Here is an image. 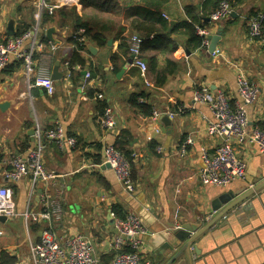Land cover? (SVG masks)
Here are the masks:
<instances>
[{"label": "crops", "instance_id": "1", "mask_svg": "<svg viewBox=\"0 0 264 264\" xmlns=\"http://www.w3.org/2000/svg\"><path fill=\"white\" fill-rule=\"evenodd\" d=\"M207 1L0 0V42L37 27L32 60L45 65L51 76L54 69L61 75L49 95L29 85L22 61L11 59L0 70V186L7 188L17 211L14 218L0 217V264H32L30 246L40 240L48 222L25 217L43 212L45 192L62 210V221L53 225L56 235L81 234L90 241L98 264H110L113 222L119 218L115 207L122 215L137 214L132 205L143 201L163 225L196 232L216 215L212 203L219 196L227 193L236 199L264 180V154L234 139L230 145L246 162L243 179L216 187L203 184L197 174L201 150L213 152L222 141L206 135L212 115L207 106L193 102L194 92L206 88L212 95L222 91L237 99L236 78L242 74L258 89L256 101L246 108L247 133L264 129V24L260 40L248 39L249 19L264 14V0H240L227 19L215 24L209 23L215 4ZM192 19L208 28L210 36L221 33L212 53L209 46L198 47L183 28ZM147 33L142 56L153 88L145 86L128 52L130 38ZM94 35L104 44L98 45ZM29 48V42L22 45L25 52ZM135 96L166 115L170 124L152 121L134 103ZM103 107L115 118L111 132L100 128ZM55 125L77 140L75 148L62 151L44 142L42 161L56 178L46 185H33L29 175L6 181L9 161L35 143L36 128L45 131ZM188 137L192 144L182 155L180 146ZM107 144L132 158V195L102 164ZM142 241L146 258L157 264L164 242L150 246ZM190 249L205 264H264V188L226 213Z\"/></svg>", "mask_w": 264, "mask_h": 264}, {"label": "built area", "instance_id": "2", "mask_svg": "<svg viewBox=\"0 0 264 264\" xmlns=\"http://www.w3.org/2000/svg\"><path fill=\"white\" fill-rule=\"evenodd\" d=\"M53 8L50 7L49 11ZM231 13V6L223 1L210 14L209 23L221 22L227 19ZM263 24V13H256L249 19L248 39L250 41L262 38ZM194 29L195 34L201 38V48H207L210 36L208 28L195 25ZM36 39L37 27L0 42V70L9 64L11 59L22 61L26 75L31 79L29 85L42 88L50 95L54 92V81L50 70L45 65L32 60ZM82 41L79 39V42ZM25 42L30 43V48L26 52L22 50V45ZM143 44L144 38L133 35L128 43V52L131 57V65L138 70L145 86L153 88L147 79L148 66L142 56ZM89 77L90 74L86 73L85 78ZM236 83L237 99L228 97L222 91H216L212 95L206 88L193 94V102L207 106L212 115V119L206 122V135L219 138L222 141V144L213 152H208L206 149L201 150L202 165L197 174L200 181L206 185L225 187L245 177L246 162L238 157L237 152L230 145L231 139L240 145H254L260 154H264V129L256 127L249 134L247 133L246 108L256 101L258 89L242 74L237 75ZM139 101L141 102L140 99ZM167 115L173 116L170 113ZM160 116L161 112L152 110L150 119L157 121ZM99 124L100 128L106 132H111L115 128V118L110 108L104 109ZM34 138L35 143L30 148L22 154L13 156L9 161L10 169L3 174L6 181L18 182L29 175L33 185L51 183L56 176L48 173L44 167L42 161L44 142L53 143L61 151L73 149L77 145V140L68 136L59 125L45 131L36 128ZM190 144H192V139L188 137L180 146L182 155ZM157 151L161 152L160 148H157ZM102 164L109 166L124 192L128 195L135 192L130 162L114 145L107 144L103 147ZM41 203L43 212L40 215L25 217L26 221L36 222L41 218L48 222V226L41 233L40 240L30 246L32 264H98V259L93 256L91 243L84 236L73 234L60 239L54 232L53 225L59 224L63 218L59 202L45 192L41 197ZM16 216L14 200L7 188L0 186V217L10 219ZM113 228L114 234L111 242L113 255L110 264H150L146 258L142 241L146 229L137 214L129 213L123 218H115Z\"/></svg>", "mask_w": 264, "mask_h": 264}, {"label": "water", "instance_id": "3", "mask_svg": "<svg viewBox=\"0 0 264 264\" xmlns=\"http://www.w3.org/2000/svg\"><path fill=\"white\" fill-rule=\"evenodd\" d=\"M51 33L52 30L47 31V38L49 40H52L50 36ZM8 34L13 35V32L9 31ZM220 35L221 33L218 32L217 34L208 37L209 53H212L216 49ZM88 49L93 53L95 52V49L91 48L90 46ZM51 77L52 80H58L61 78V75L57 72V69H54ZM158 120H160L165 125L170 124L169 118L166 115L160 116ZM106 167L109 168L108 165H106ZM263 188L264 180L256 186L242 191L240 196H238L236 199H232L227 193L222 194L212 203V209L214 212H216V215L210 221H208L205 226L196 232H192L185 228L177 229L163 225L162 223L158 222L157 218L149 210V206L143 201H140V203L136 204V206L133 204L132 207L135 208V211L141 217V221L143 222L144 226L148 229V232L143 236L144 240L147 241L150 246H154L158 241L164 242L163 250L158 254L159 258L157 260V264H198L200 262L204 263L205 260H200L199 258L193 257V254L198 255L197 250L194 249V252L190 251L192 250L190 248L193 243L204 232L212 228L226 213L242 204L244 201L258 193Z\"/></svg>", "mask_w": 264, "mask_h": 264}, {"label": "trees", "instance_id": "4", "mask_svg": "<svg viewBox=\"0 0 264 264\" xmlns=\"http://www.w3.org/2000/svg\"><path fill=\"white\" fill-rule=\"evenodd\" d=\"M227 2L230 6H231V8H233L234 7V5L236 4V3H238L240 0H208L207 1V3H211V2H213V4H215V6H214V8H213V11L211 12V13H213L218 7H219V5H220V3L221 2ZM192 23L191 24H186V25H184L183 26V28L185 29V31L188 33V35H190L192 38H194L195 40H196V42H197V46L198 47H201V38H199L196 34H195V29H194V26L195 25H199V26H201V27H203L202 26V24H201V22L199 21H197V20H195V19H192ZM28 29H26V30H24V32L25 31H27ZM23 33V32H22ZM22 33H20V34H22ZM19 34V35H20ZM84 35L86 36V35H89V32H88V30H86L85 31V33H84ZM149 33H147V37H142V38H144V42L146 41V40H148L149 39ZM99 35H94V36H92V39L93 40H95L96 41V43L98 44V45H103L104 44V41H102L99 37H98ZM142 52H143V47H142ZM74 60H76V61H78V57H77V55H74ZM161 84V81H156V83H155V85H160ZM154 85V86H155ZM142 96V95H141ZM141 96H135L134 97V99H133V101H134V103L135 104H137V106L142 110V112L146 115V116H149V117H151V115H152V109H149L147 106H146V104L143 102V103H139V97H141ZM138 101V102H137ZM103 109H104V107H103ZM118 149V148H117ZM119 150V149H118ZM120 151V150H119ZM121 152V151H120ZM124 156H125V158L130 162V165H131V169L133 168V163H132V158L131 157H129L127 154H124L123 152H121ZM114 212H115V214H117L118 215V217L119 218H123V217H125V215H127V214H125V215H122V214H120L121 213V210L120 211H116V207L114 208ZM117 212V213H116Z\"/></svg>", "mask_w": 264, "mask_h": 264}]
</instances>
